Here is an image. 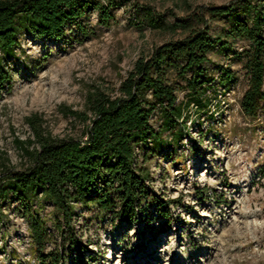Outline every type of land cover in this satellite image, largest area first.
<instances>
[{
  "label": "rangeland",
  "instance_id": "374dc122",
  "mask_svg": "<svg viewBox=\"0 0 264 264\" xmlns=\"http://www.w3.org/2000/svg\"><path fill=\"white\" fill-rule=\"evenodd\" d=\"M223 5H233L230 16L206 12ZM246 9L241 0H125L105 24L90 8L60 37L20 35L6 62L11 88L0 98V162L16 166L17 139L33 138L26 118L36 116L52 136L79 137L84 124L67 109L84 110L92 90L117 94L136 59L187 33L150 27L148 10L166 22L207 26L211 37L225 41L208 53L213 78L178 123L182 137L163 132V145L147 160V191L159 205H144L135 222L77 207L72 227L80 244L66 246L63 264H264V103L254 116L242 110L249 75L234 55L246 42L226 35L232 20L250 16ZM221 67L234 72L232 82L220 83ZM184 94L177 92V102ZM150 123L157 129L159 115ZM15 206L0 221V264H40ZM37 206L52 227V207Z\"/></svg>",
  "mask_w": 264,
  "mask_h": 264
},
{
  "label": "trees",
  "instance_id": "16d2710c",
  "mask_svg": "<svg viewBox=\"0 0 264 264\" xmlns=\"http://www.w3.org/2000/svg\"><path fill=\"white\" fill-rule=\"evenodd\" d=\"M124 1L0 0V98L11 88L6 62L14 56L22 33L60 37L69 23H77L90 8L97 10L99 21L105 24L113 17L110 9ZM241 2L250 16L232 20L226 35L246 42L234 56L249 75L241 108L254 116L260 102L264 103V0ZM232 8L211 6L206 12L214 18L230 16ZM147 14L152 28L187 33L136 59L117 94L92 90L86 95L84 110L67 109L84 124L79 137L52 136L33 115L26 118L33 138L16 141L20 164H11L7 158L0 162V221L9 204L16 203L14 210L27 223L40 264H63L66 246L80 244L72 227L79 206L135 222L143 216L144 205L150 201L159 205L147 191V160L163 145V132H172L176 140L182 137L178 123H185L189 105L199 104L205 85L213 78L207 69L208 53L225 41L211 37L207 26L166 22L149 10ZM198 20L205 23L202 17ZM219 70L220 83L234 80L229 67ZM180 90L185 91V99L177 102ZM153 114L161 120L157 129L150 123ZM36 202H47L54 210L52 227L45 223Z\"/></svg>",
  "mask_w": 264,
  "mask_h": 264
}]
</instances>
